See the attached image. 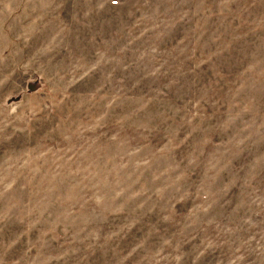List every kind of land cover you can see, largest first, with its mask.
<instances>
[{
	"label": "rangeland",
	"instance_id": "rangeland-1",
	"mask_svg": "<svg viewBox=\"0 0 264 264\" xmlns=\"http://www.w3.org/2000/svg\"><path fill=\"white\" fill-rule=\"evenodd\" d=\"M0 264H264V0H0Z\"/></svg>",
	"mask_w": 264,
	"mask_h": 264
}]
</instances>
